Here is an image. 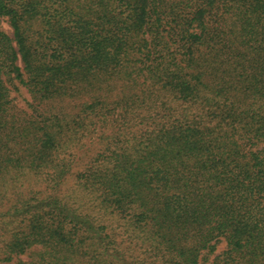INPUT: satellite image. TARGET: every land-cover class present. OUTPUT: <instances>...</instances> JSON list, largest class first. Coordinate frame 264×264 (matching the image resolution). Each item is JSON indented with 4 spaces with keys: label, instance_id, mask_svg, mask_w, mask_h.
Returning a JSON list of instances; mask_svg holds the SVG:
<instances>
[{
    "label": "trees",
    "instance_id": "16d2710c",
    "mask_svg": "<svg viewBox=\"0 0 264 264\" xmlns=\"http://www.w3.org/2000/svg\"><path fill=\"white\" fill-rule=\"evenodd\" d=\"M2 19L0 264H206L220 241L208 264H264V0H0Z\"/></svg>",
    "mask_w": 264,
    "mask_h": 264
},
{
    "label": "rangeland",
    "instance_id": "374dc122",
    "mask_svg": "<svg viewBox=\"0 0 264 264\" xmlns=\"http://www.w3.org/2000/svg\"><path fill=\"white\" fill-rule=\"evenodd\" d=\"M39 20L34 19L27 22L29 25L28 28V36L31 38L35 37L36 31H39ZM0 27L9 35H12V29L8 25V23L2 19L0 21ZM9 97H10V104L13 106L14 112L19 116L23 115V112L26 108H28V104L31 102L30 93L27 91L26 87L22 84L16 83L14 85H9ZM226 249L225 243L220 241L217 243L216 249L212 254L209 255L206 264L210 263L211 260L216 256L222 253ZM12 264V262L7 263Z\"/></svg>",
    "mask_w": 264,
    "mask_h": 264
}]
</instances>
